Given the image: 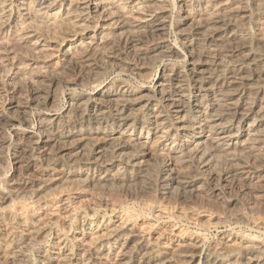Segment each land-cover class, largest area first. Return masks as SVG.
<instances>
[{"label":"bare ground","instance_id":"6f19581e","mask_svg":"<svg viewBox=\"0 0 264 264\" xmlns=\"http://www.w3.org/2000/svg\"><path fill=\"white\" fill-rule=\"evenodd\" d=\"M0 264H264V0H0Z\"/></svg>","mask_w":264,"mask_h":264},{"label":"rangeland","instance_id":"374dc122","mask_svg":"<svg viewBox=\"0 0 264 264\" xmlns=\"http://www.w3.org/2000/svg\"><path fill=\"white\" fill-rule=\"evenodd\" d=\"M33 120H32V122L34 123ZM13 131H14L13 128H9L6 130V134L8 135V137H13ZM12 146H13V143L8 144L7 148L9 150L5 154L4 163L2 165L3 170L7 175H10L16 167V165H15V163L11 157V153H10V151L12 150ZM52 237H53V239L55 237L53 232L51 234H49L48 237L46 238L47 244H49L53 241ZM44 246H46V245H44Z\"/></svg>","mask_w":264,"mask_h":264}]
</instances>
